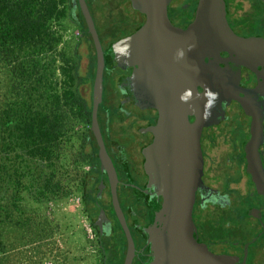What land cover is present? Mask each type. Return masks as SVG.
Returning a JSON list of instances; mask_svg holds the SVG:
<instances>
[{
	"label": "flooded vegetation",
	"instance_id": "flooded-vegetation-1",
	"mask_svg": "<svg viewBox=\"0 0 264 264\" xmlns=\"http://www.w3.org/2000/svg\"><path fill=\"white\" fill-rule=\"evenodd\" d=\"M86 2L103 50L133 34L147 20L144 13L133 7L131 0ZM199 3L200 0H171L169 20L174 26L185 29L196 20ZM224 3L232 31L240 38L257 39L264 44V0H224ZM79 12L77 5L78 19ZM80 36L88 43L83 28ZM219 53L220 59L208 55L206 61L213 62L210 68L216 83L226 89L229 98L213 99L205 110L209 124L203 127L200 139L204 173L193 210L195 236L199 242L206 243L210 251L226 257L230 264H264V194L258 192L252 174L247 171L244 148L251 139L252 120L257 116L263 123L259 154L264 168V47L254 46L249 59L239 52L232 56L225 50ZM83 59L86 72L81 86L92 87L93 102L96 50L88 48ZM138 68L126 56L119 61L115 56L106 58L98 120L118 180L113 184L108 172L101 170L97 151V166L88 168L93 174L92 192L87 200L83 194L81 197L97 237L101 264H125L128 257L129 236L115 200L134 244L129 264H163L150 244L151 232L154 230L159 235L163 227L156 221L163 198L152 193L154 191L146 192L149 177L143 154V149L154 140L148 127L158 125L161 116L157 108H142L137 104L138 99L133 100L134 88L140 82L135 72ZM243 102L251 108L249 114ZM188 119L194 122L196 117L189 115ZM93 137L97 144L94 134ZM221 141L225 143L224 150L218 156L211 155Z\"/></svg>",
	"mask_w": 264,
	"mask_h": 264
},
{
	"label": "water",
	"instance_id": "water-1",
	"mask_svg": "<svg viewBox=\"0 0 264 264\" xmlns=\"http://www.w3.org/2000/svg\"><path fill=\"white\" fill-rule=\"evenodd\" d=\"M73 2L81 9L97 53L90 127L99 146L101 170L108 172L113 184L117 182L100 129L98 110L103 100L106 58L115 56L119 61L126 56L139 66L135 72L140 82L134 88L133 100L138 99L137 104L142 108H157L161 116L158 125L148 127L154 140L143 149L144 168L149 177L146 192L154 191L163 198L156 213V221L163 227L159 235L149 228L151 247L163 264H230L226 257L215 254L206 243L198 241L193 219L196 192L204 173L200 139L203 127L209 124L205 110L213 99L229 98L226 89L216 83L210 68L213 62H207L206 57L220 59L219 51L225 50L230 56L239 52L249 59L254 46L264 47V44L257 39L240 38L232 31L226 20L224 0H200L196 20L185 29L169 20L171 0H131L133 7L147 16L145 24L103 50L86 0ZM243 107L249 114L251 108L245 102ZM189 115L196 120L190 122ZM250 131L251 139L244 147L247 171L252 174L258 192L264 194V168L259 154L263 123L259 117L254 116ZM115 203L129 236L125 263L129 264L134 244L117 200Z\"/></svg>",
	"mask_w": 264,
	"mask_h": 264
},
{
	"label": "trees",
	"instance_id": "trees-1",
	"mask_svg": "<svg viewBox=\"0 0 264 264\" xmlns=\"http://www.w3.org/2000/svg\"><path fill=\"white\" fill-rule=\"evenodd\" d=\"M73 1L0 0V253L9 230L22 244L50 232L39 212L49 199L92 192V87L88 99L78 47L57 49L63 37L52 30L68 18L95 49Z\"/></svg>",
	"mask_w": 264,
	"mask_h": 264
},
{
	"label": "rangeland",
	"instance_id": "rangeland-1",
	"mask_svg": "<svg viewBox=\"0 0 264 264\" xmlns=\"http://www.w3.org/2000/svg\"><path fill=\"white\" fill-rule=\"evenodd\" d=\"M52 28L63 37L57 49H63L67 44L72 48L78 47L81 54L80 75L83 76L86 72L83 57L88 51V43L80 36L82 29L68 18L63 21L62 26L55 23ZM60 76L59 74L58 78L61 80ZM90 91L91 88L87 87L88 99ZM80 128L82 126L79 125L77 129ZM224 144L221 141L210 154L218 156L224 150ZM88 168L89 165L85 166L86 170ZM81 197V192L74 189L65 198H52L40 206L39 212L47 219L50 232L46 236L41 235L39 241L30 242L32 237L28 234V241L22 244L14 231L6 232L4 235L6 242L2 246L3 252L0 253V264H101V256L97 252V237L84 210ZM34 205L38 208L39 204ZM39 212H35L36 215L39 216ZM88 224L92 233L87 230Z\"/></svg>",
	"mask_w": 264,
	"mask_h": 264
},
{
	"label": "built area",
	"instance_id": "built-area-1",
	"mask_svg": "<svg viewBox=\"0 0 264 264\" xmlns=\"http://www.w3.org/2000/svg\"><path fill=\"white\" fill-rule=\"evenodd\" d=\"M87 230H88L89 233H92V229L90 228V224H88ZM92 238H93V236H92Z\"/></svg>",
	"mask_w": 264,
	"mask_h": 264
}]
</instances>
